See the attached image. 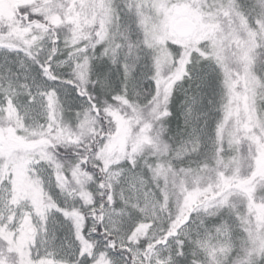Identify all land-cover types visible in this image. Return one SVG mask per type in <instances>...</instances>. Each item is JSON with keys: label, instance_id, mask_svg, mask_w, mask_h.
Listing matches in <instances>:
<instances>
[{"label": "snow or ice", "instance_id": "snow-or-ice-1", "mask_svg": "<svg viewBox=\"0 0 264 264\" xmlns=\"http://www.w3.org/2000/svg\"><path fill=\"white\" fill-rule=\"evenodd\" d=\"M0 264H264V0H0Z\"/></svg>", "mask_w": 264, "mask_h": 264}]
</instances>
